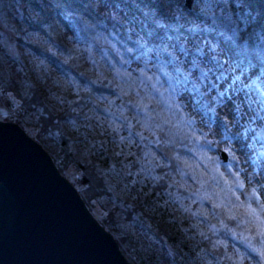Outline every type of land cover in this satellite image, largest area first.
<instances>
[{"label": "snow or ice", "instance_id": "6c2138e0", "mask_svg": "<svg viewBox=\"0 0 264 264\" xmlns=\"http://www.w3.org/2000/svg\"><path fill=\"white\" fill-rule=\"evenodd\" d=\"M34 9L31 26L48 37L49 55L34 57L41 75L26 87L20 82L22 91L0 79V102L9 109L0 121L34 129L45 115L53 120L46 105L25 108L39 86L48 101L66 106L48 138L62 135L61 124L85 130L82 155L100 161L96 178L114 193L112 209H132L120 195L139 183L148 189L141 190L144 216L163 206L173 224L187 213L204 225L183 230L200 241L188 253L179 245L164 251L167 264L177 257L187 264L184 256L192 264H264V0H39ZM53 13L71 33L67 45L52 39ZM0 47L18 60L6 40ZM113 174L130 180L119 195L108 182ZM185 177L200 185L191 204L210 208L193 212L173 195L188 190ZM218 235L241 246L229 251L227 240H213ZM205 241L213 251L193 256Z\"/></svg>", "mask_w": 264, "mask_h": 264}, {"label": "water", "instance_id": "95a60500", "mask_svg": "<svg viewBox=\"0 0 264 264\" xmlns=\"http://www.w3.org/2000/svg\"><path fill=\"white\" fill-rule=\"evenodd\" d=\"M0 128V264H132L50 152L19 122Z\"/></svg>", "mask_w": 264, "mask_h": 264}, {"label": "rangeland", "instance_id": "374dc122", "mask_svg": "<svg viewBox=\"0 0 264 264\" xmlns=\"http://www.w3.org/2000/svg\"><path fill=\"white\" fill-rule=\"evenodd\" d=\"M0 4V40H6L7 43L12 46L14 53L18 56V60L14 62L12 58L5 55V49L3 52H0V72L4 77L9 76L17 82H21L22 76L26 75L29 80L33 82L36 80L37 76L41 75L38 70H34L39 64V60L34 57L44 59V57L41 56V53L37 52V49L39 44H41L43 48H47V38L44 37V33L36 29H31L27 26V21L25 19L27 18L28 21H30L29 18L33 13L30 5L17 4L14 0H0ZM23 11L25 13V17L23 16ZM69 35H71V33H69L66 28L59 26L58 37L61 42L67 45L66 37ZM20 69L23 70L21 71ZM49 106L53 114H58L61 111V105H59L57 101L49 102ZM7 122L17 121L9 120ZM19 124L21 126L23 125L22 127L27 134H29L34 140L50 152L59 172L66 179H68L80 193V190L77 187L76 177L73 175L74 170L71 168L63 170L59 166L58 145L45 134L36 137L35 129L33 131L29 125L27 127V124L22 121L19 122ZM60 131L62 135L69 140V147L73 157L80 163H86V160L89 158L82 155L86 148L81 137L75 134V129L70 125L61 124ZM224 163H227V161ZM108 182L113 185L117 184L116 195H119L120 189L123 188V184L127 183L124 178L122 182V179L116 177L114 174ZM112 194L114 195V193ZM80 195L83 199L81 193ZM132 195L133 194L130 188L126 194L120 195V199L131 202ZM108 201L109 197H101L100 202L102 207H98L99 205L91 207L86 204L85 201L84 202L93 216L101 223L100 219L102 218V215L105 211H109L112 208L111 203ZM115 220L117 224L112 230L107 229L102 223L101 224L108 232L114 235L121 252L132 264H140L144 260H152L155 264H167L163 253L168 250V247L165 245L162 238H159L157 235L141 226L128 223L120 211L116 212ZM121 239H123V241ZM190 241H192L191 238ZM125 248L127 251L124 250ZM228 250L231 251L230 243ZM206 259L210 258L206 257ZM179 260H181V258H179Z\"/></svg>", "mask_w": 264, "mask_h": 264}, {"label": "trees", "instance_id": "16d2710c", "mask_svg": "<svg viewBox=\"0 0 264 264\" xmlns=\"http://www.w3.org/2000/svg\"><path fill=\"white\" fill-rule=\"evenodd\" d=\"M16 1L17 4H23V5H30L31 9L34 11V6L39 3L38 0H14ZM1 5V4H0ZM23 16L25 17V13L23 11ZM27 21V26L30 27L31 29H35L33 26H31V21H28V19H25ZM30 22V23H28ZM48 23H50L52 25V39L57 40L58 42H61V40L58 37V33H59V26L66 28L65 24L66 22L60 18L57 17L54 13L51 15V18L49 19ZM42 33H44V31H40ZM44 37H46L48 39V37L45 35L44 33ZM4 48L0 47V52H3ZM37 52L41 53L42 57H45L47 55H49L46 51L45 48H43L41 46V44L38 45V49ZM70 71H81L83 70L82 68H74V69H69ZM0 79H3L4 81H8L9 79H11V81L16 83V90L22 91L23 89H21V83L17 82L15 80H13L11 77L6 76L4 77L3 74L0 72ZM24 83V86L26 87L28 83H30L31 81L29 80V78L26 75L22 76V81ZM105 95H108V92L105 91ZM49 102L52 101H48L46 99V92L44 89L35 86L31 92H30V99H26L25 100V108L28 109L29 112L32 111L31 109V105L35 104L37 108H39L41 105H46L49 107ZM48 103V104H47ZM64 109H66V106H61V111L58 114H53V120L49 121L47 119V115H45V117H41L39 119V121L35 124V128L34 129H39L40 130V134H45L47 135L49 131H51L52 133H56L57 132V127L54 126L55 124V117L56 116H63L64 115ZM51 111V110H50ZM23 126V125H22ZM28 127V125H27ZM31 128V127H30ZM34 129L32 128V130L34 131ZM59 131H60V127H59ZM91 131V130H89ZM61 132V131H60ZM75 134L79 135L81 137V139L85 140V130L83 128H81L79 130V132L76 131L75 129ZM37 137V135H35ZM48 136V135H47ZM52 141L58 145L59 147V153H58V160H59V166L61 167V169L65 170L68 168L73 169V175L76 177V182H77V187L80 190V193L83 196L84 201L86 202V204H88L91 207L97 206L98 207L101 206V202H100V198L107 196V197H113L114 195L111 192H107L105 190V183L103 181H99L96 178V173H95V167L97 166H101V163L98 159H96L95 156L92 157H88L91 162H92V166H88L86 163H80L79 161H77L71 151H70V147H69V140L63 136V135H59V136H54V138H51ZM89 142L91 141V137H88ZM85 148L88 147V145H86L84 143ZM112 167L111 163L109 164V167ZM131 171H135V168L131 169ZM174 179H176L178 182L183 183L182 181H180V178L174 177ZM187 181V189L186 190L184 187H178L172 190L173 195L178 197L182 202H184L185 204L189 205L192 208V211L195 212L197 211L199 208H210L211 205L208 204L206 201L203 204L200 205H192L191 204V200L196 199L195 195H193V192L195 189H198L200 187L199 184H195L191 181V179L189 177H185L184 178ZM124 180L127 183H130V180H128L127 177H124ZM82 189H87V191H82ZM141 190L142 191H147L148 189L143 188L142 186L138 183L136 184L134 187L131 188L132 191V201L131 202H127L125 201V203L132 205V209H129L128 212H125L122 208H120L119 206H117L115 209L109 210V211H105V213L102 215V218L100 219L101 223L104 225V227H106L109 230H112L113 228H115L116 226V212L120 211L123 214L124 219L130 223V224H134V225H138L141 226V222L143 223V228L148 230V226H151V231L152 233H154L155 235H157L159 238H162L165 245L168 247V249H173L175 250L176 246L179 245V251L184 254V253H188L190 251L188 245L189 244H196L198 241H200V237L197 235L195 237V240L190 241L191 238V231H189L188 233H185L183 230L184 229H188L189 225H199L198 230H204V225L199 223V219L193 217L191 219H187L188 214L185 213L184 217H180L177 216V220L176 223L173 224L170 220V215L171 213L169 212V210L165 209L163 206H159L156 208V214L154 215H149V216H144L143 215V202L141 200ZM184 197H190V199L188 200H184ZM163 198V197H162ZM243 199V197H242ZM124 201V200H123ZM119 203V202H117ZM150 203V201H149ZM102 207V206H101ZM132 210H134L135 212H132ZM106 213H110L107 214ZM137 214H139V219L133 223V217L136 216ZM202 219V218H200ZM142 227V226H141ZM215 239H224L227 240L228 243L230 244H237V246H241L239 245L238 241H233L231 239V236H221L218 235L217 237H214L213 240ZM123 241V239H121ZM203 248L205 249L207 252L211 253L213 251L211 244L208 243L207 241L205 242H201L199 243V245L193 250V256H195L196 252H199L200 249ZM221 254H223V248L220 249ZM211 259V256H208ZM180 257H177V264H181V260H179ZM184 261H186L188 264H192L191 260L188 259L187 256H184ZM140 264H155V262L151 261H142ZM196 264H199V261H196Z\"/></svg>", "mask_w": 264, "mask_h": 264}, {"label": "clouds", "instance_id": "9594fccd", "mask_svg": "<svg viewBox=\"0 0 264 264\" xmlns=\"http://www.w3.org/2000/svg\"><path fill=\"white\" fill-rule=\"evenodd\" d=\"M7 111H9V109H7L2 102H0V113H4V112H7ZM2 119H3V117L0 116V120H2Z\"/></svg>", "mask_w": 264, "mask_h": 264}]
</instances>
